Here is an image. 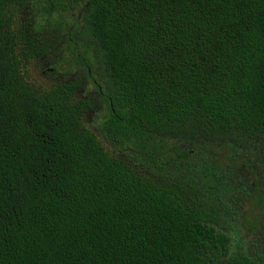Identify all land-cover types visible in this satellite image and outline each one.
<instances>
[{"label": "trees", "instance_id": "obj_1", "mask_svg": "<svg viewBox=\"0 0 264 264\" xmlns=\"http://www.w3.org/2000/svg\"><path fill=\"white\" fill-rule=\"evenodd\" d=\"M262 215L264 0H0V264H264Z\"/></svg>", "mask_w": 264, "mask_h": 264}, {"label": "rangeland", "instance_id": "obj_2", "mask_svg": "<svg viewBox=\"0 0 264 264\" xmlns=\"http://www.w3.org/2000/svg\"><path fill=\"white\" fill-rule=\"evenodd\" d=\"M250 204H253V203L247 204V202H246L245 205H243L244 209H242V211H244V212L246 211L247 216L252 218V219L256 215H257V217H260L261 213H260L259 207H257V206L255 207L254 204L253 205H250ZM240 210H241V204H240ZM262 216H264V215H262ZM259 227H260L259 230L261 232L260 235H262L264 237V217L261 218ZM260 238H261V236H260ZM249 239H250V237H249Z\"/></svg>", "mask_w": 264, "mask_h": 264}]
</instances>
